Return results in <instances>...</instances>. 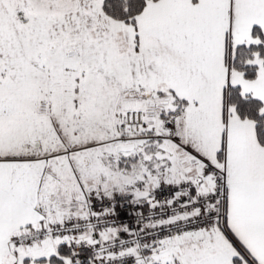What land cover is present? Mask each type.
<instances>
[{
    "label": "snow or ice",
    "instance_id": "obj_1",
    "mask_svg": "<svg viewBox=\"0 0 264 264\" xmlns=\"http://www.w3.org/2000/svg\"><path fill=\"white\" fill-rule=\"evenodd\" d=\"M0 264H264V0H0Z\"/></svg>",
    "mask_w": 264,
    "mask_h": 264
}]
</instances>
